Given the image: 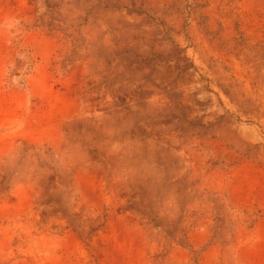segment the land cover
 Returning <instances> with one entry per match:
<instances>
[{
    "label": "rangeland",
    "instance_id": "1",
    "mask_svg": "<svg viewBox=\"0 0 264 264\" xmlns=\"http://www.w3.org/2000/svg\"><path fill=\"white\" fill-rule=\"evenodd\" d=\"M0 264H264V0H0Z\"/></svg>",
    "mask_w": 264,
    "mask_h": 264
},
{
    "label": "trees",
    "instance_id": "2",
    "mask_svg": "<svg viewBox=\"0 0 264 264\" xmlns=\"http://www.w3.org/2000/svg\"><path fill=\"white\" fill-rule=\"evenodd\" d=\"M22 160L35 158L31 163H35L34 176L32 181L35 182L36 188L41 189L40 196L37 198V207L44 215H54L65 220L67 226L79 233L80 236H89L90 238L98 234L106 224V219L101 221L100 218L94 220V225L89 226V220L84 219L83 215L75 211V200L72 197V182L74 179V171L68 170L62 164L56 165L59 161L55 158V154L51 148L45 150L34 144H26L20 151ZM74 199V200H73ZM220 207V206H219ZM223 207H220L222 209ZM219 222L222 220L218 219ZM162 223H155L156 227H160ZM220 224V223H219ZM89 226V229L87 227ZM170 232L168 227H165ZM174 236V233H168ZM183 243V241H180Z\"/></svg>",
    "mask_w": 264,
    "mask_h": 264
}]
</instances>
